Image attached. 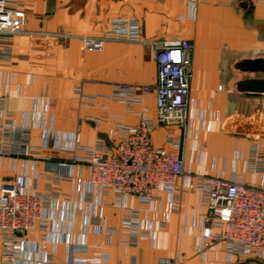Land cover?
<instances>
[{
  "label": "crops",
  "instance_id": "crops-1",
  "mask_svg": "<svg viewBox=\"0 0 264 264\" xmlns=\"http://www.w3.org/2000/svg\"><path fill=\"white\" fill-rule=\"evenodd\" d=\"M26 17L29 33L0 39L13 55L0 60V95L8 119L30 128L28 158L0 157V182L28 177L29 188L46 191L45 167L67 160L72 182L48 213L57 243L43 242L40 231L25 234L27 243L4 256L0 264H69L74 246L76 264H264L260 257L237 258L202 238L207 209L200 205L195 178L208 176L264 184L250 168L253 145L264 149V0H13ZM133 20L142 38L180 37L193 43L194 81L187 132L158 125L157 147L173 135L182 145L185 175L177 181L182 196L174 208L168 191L156 194L152 206L135 197L123 206L100 207V195L89 184L85 153L76 149L99 141L116 154L127 132L142 118L156 120L158 66L148 47L137 42H108L101 53L86 52L80 38L105 34L114 21ZM149 87L143 104L129 109L119 86ZM85 98H84V97ZM41 176L39 180L37 177ZM89 191L93 202H86ZM65 199V200H64ZM141 213L143 236L132 245L123 229L129 209ZM101 214L104 229L91 223ZM106 228L115 229L108 232ZM50 257L52 262L48 263Z\"/></svg>",
  "mask_w": 264,
  "mask_h": 264
},
{
  "label": "built area",
  "instance_id": "built-area-1",
  "mask_svg": "<svg viewBox=\"0 0 264 264\" xmlns=\"http://www.w3.org/2000/svg\"><path fill=\"white\" fill-rule=\"evenodd\" d=\"M13 0H0V39L29 35L45 39L62 37L45 33H29L26 17L16 8ZM86 52L101 53L108 42H137L152 52L158 66L156 92V120L142 118L132 127L119 126L127 132L121 138L116 154L110 152L99 141L92 147L81 145L76 140V149L85 153L89 171V184L100 195V207L107 206V197H112L113 206H123L124 201L135 197L142 205L152 206L156 194L168 191L175 209L181 204L182 196L177 190V181L183 177L185 160L182 145L169 135L165 147H157L153 133L158 125L179 126L187 132L190 120V98L194 81L193 43L187 39L142 38L137 21H114L110 29L99 37L80 38ZM13 51L8 46H0V60H9ZM150 93L149 87L119 86L116 97L131 110L143 104V97ZM84 97V96H83ZM85 98V97H84ZM5 97L0 95V157L28 158L32 155L29 144L30 128L17 125L8 119L4 108ZM250 168L264 177V149L253 145L250 150ZM46 191L31 189L28 177L17 175L9 183L0 182V248L7 259H14L17 245L27 243L24 237L31 231H40L43 242L57 243V236L48 222V213L53 205L62 200L59 186L72 182V165L69 161L49 162L45 167ZM41 176L37 177L39 180ZM195 187L200 194V205L207 209L204 218L202 238L209 244H216L228 254L243 259L264 255V184L250 185L243 180H226L217 177L198 176ZM65 200V199H64ZM86 202L94 200V192L89 191ZM124 218L123 229L127 231L132 245H137L143 236L141 213L129 209ZM98 233L104 229L102 215L91 222ZM108 234L115 229L106 228ZM69 264H76L74 246L69 248ZM47 262L51 263L50 257ZM10 264V263H9ZM135 264V263H133ZM159 264H175L173 260H162Z\"/></svg>",
  "mask_w": 264,
  "mask_h": 264
},
{
  "label": "water",
  "instance_id": "water-1",
  "mask_svg": "<svg viewBox=\"0 0 264 264\" xmlns=\"http://www.w3.org/2000/svg\"><path fill=\"white\" fill-rule=\"evenodd\" d=\"M259 65H261V66H264V61L260 62V64H259Z\"/></svg>",
  "mask_w": 264,
  "mask_h": 264
}]
</instances>
